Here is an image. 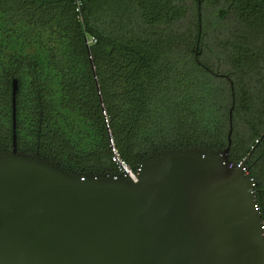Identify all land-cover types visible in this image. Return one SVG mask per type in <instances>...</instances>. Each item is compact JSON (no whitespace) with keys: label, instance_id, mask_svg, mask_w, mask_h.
Here are the masks:
<instances>
[{"label":"trees","instance_id":"1","mask_svg":"<svg viewBox=\"0 0 264 264\" xmlns=\"http://www.w3.org/2000/svg\"><path fill=\"white\" fill-rule=\"evenodd\" d=\"M15 80L19 151L77 174L118 172L111 138L136 170L233 126L264 222V0H0V153Z\"/></svg>","mask_w":264,"mask_h":264},{"label":"water","instance_id":"2","mask_svg":"<svg viewBox=\"0 0 264 264\" xmlns=\"http://www.w3.org/2000/svg\"><path fill=\"white\" fill-rule=\"evenodd\" d=\"M0 153V264H264L256 180L226 149H164L136 178Z\"/></svg>","mask_w":264,"mask_h":264},{"label":"built area","instance_id":"3","mask_svg":"<svg viewBox=\"0 0 264 264\" xmlns=\"http://www.w3.org/2000/svg\"><path fill=\"white\" fill-rule=\"evenodd\" d=\"M106 122L108 123V120H106ZM110 143H111L110 146L112 148V154H113L112 161L116 165L117 171H118L116 174H122V175L129 176L131 178H136L141 171V167L134 170L120 155L119 151L117 150L115 146V142L113 138L110 139ZM255 208L256 210H259L258 205H256Z\"/></svg>","mask_w":264,"mask_h":264}]
</instances>
